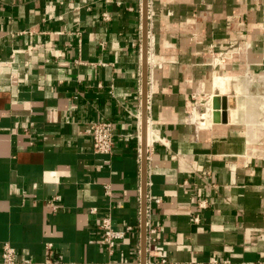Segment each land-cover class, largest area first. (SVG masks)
<instances>
[{
    "label": "crops",
    "instance_id": "crops-1",
    "mask_svg": "<svg viewBox=\"0 0 264 264\" xmlns=\"http://www.w3.org/2000/svg\"><path fill=\"white\" fill-rule=\"evenodd\" d=\"M148 6L145 264H264V0ZM143 27L144 0H0V256L143 264Z\"/></svg>",
    "mask_w": 264,
    "mask_h": 264
},
{
    "label": "built area",
    "instance_id": "built-area-1",
    "mask_svg": "<svg viewBox=\"0 0 264 264\" xmlns=\"http://www.w3.org/2000/svg\"><path fill=\"white\" fill-rule=\"evenodd\" d=\"M107 18V14H104ZM91 136L93 140V147L97 153L111 154L114 149V127L111 121H101L93 124L91 129ZM108 189V187H107ZM56 199L58 197H55ZM200 207H204V203L200 204ZM200 216L196 215L194 221H199ZM132 227L128 226L125 230L115 229L113 226V219L110 213L105 214L99 224V230L101 232V243L110 251H112L118 241L123 239L127 231ZM148 241L151 249H149L150 255H157L160 257L161 263H167L166 250L158 244L157 229L155 227H149ZM45 248L50 252L53 251V244L46 243ZM49 252V253H50ZM51 258H48L42 263H35L30 258H23L21 261L18 259L17 250L10 243H4L2 246L0 264H77L69 263L64 260V256L61 253L55 252L49 254ZM218 260H213L210 264H218ZM224 263L232 264L230 260H225Z\"/></svg>",
    "mask_w": 264,
    "mask_h": 264
},
{
    "label": "water",
    "instance_id": "water-1",
    "mask_svg": "<svg viewBox=\"0 0 264 264\" xmlns=\"http://www.w3.org/2000/svg\"><path fill=\"white\" fill-rule=\"evenodd\" d=\"M148 4L149 0H144V123H143V139H142V178H143V193H142V244H143V264L146 261V248H147V146H146V106H147V82H148V71H147V50H148ZM219 100V99H218ZM217 107L225 110L227 108V102L225 98H222ZM225 118V113H224Z\"/></svg>",
    "mask_w": 264,
    "mask_h": 264
},
{
    "label": "bare ground",
    "instance_id": "bare-ground-1",
    "mask_svg": "<svg viewBox=\"0 0 264 264\" xmlns=\"http://www.w3.org/2000/svg\"><path fill=\"white\" fill-rule=\"evenodd\" d=\"M221 83H223V82H221ZM220 85V84H219ZM222 86H224V85H222ZM223 88V87H222ZM208 111H211V106L209 105V108H208ZM224 117V116H223Z\"/></svg>",
    "mask_w": 264,
    "mask_h": 264
}]
</instances>
